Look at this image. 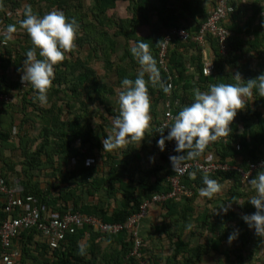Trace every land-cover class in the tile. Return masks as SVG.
Instances as JSON below:
<instances>
[{
  "label": "trees",
  "instance_id": "trees-1",
  "mask_svg": "<svg viewBox=\"0 0 264 264\" xmlns=\"http://www.w3.org/2000/svg\"><path fill=\"white\" fill-rule=\"evenodd\" d=\"M124 3L126 17L119 15L118 11V6ZM207 4H212V7L206 9ZM216 4L217 0H0V34L9 24H15L17 29L9 34L11 39L2 37L7 45L1 52L0 92L8 94L10 101L0 102V161L4 165L0 177L11 187L8 172L17 174L25 187L23 196L38 198L44 217H62L72 205L74 211L96 216L106 223H127L146 200L171 190L169 179L175 173L163 151L160 165L148 169L142 166L126 168L125 176H121L118 161L131 166L135 162L136 148L124 150L121 157L119 149L104 151L102 140L112 133L103 129V121L97 126L102 134L100 137L92 116L100 115L102 109L114 117L119 114V102L115 97L122 90L121 81L125 78L134 80L140 69L130 53V47L137 41L149 45L159 69V81L148 85L150 114L156 118L152 122L154 132L162 128L168 100L176 116L184 106L192 103L193 89L206 91L211 84L234 83L232 77L236 73L244 81L264 74V19L261 9L255 7L251 18L243 25L239 22L240 11L236 7L226 21L225 27L234 34L229 41L227 56L219 53L214 37L208 38L214 64L211 77L204 76L202 49L191 40H174L167 55L170 73L166 74L161 69L158 57L161 45L158 43L164 40L166 33L170 29L184 27L192 35L196 34ZM28 10L38 16L59 11L79 25L74 47L65 53L63 61L54 66L55 78L43 104L36 99V92L30 85L21 83L26 51L33 48L30 37L20 27ZM184 22L191 24L184 26ZM38 52L37 49V57ZM258 61L259 66L255 67L253 62ZM188 65L198 77L196 82L193 81L196 76ZM170 78L173 88L165 94L162 86H167ZM145 79L147 81V75ZM11 93L15 95L11 96ZM95 104L98 109L92 107ZM18 116L22 117L20 123L16 122ZM37 128L39 133L35 135ZM230 129L228 136L210 143L205 149L201 156L207 162L219 161L246 169L249 161L264 159V97L254 92L246 98ZM167 132L164 130L163 135ZM210 152L215 158L207 156ZM72 160L77 162L75 169H70ZM92 160L101 161L102 168L108 169V175L100 174L96 165L86 163ZM136 175L140 177L135 181ZM204 175L211 179L233 178L238 191L242 188L237 171L211 174L192 171L182 178V185L193 192L192 197H183L187 202L194 198L197 186L204 187ZM39 177L47 180L43 189L37 181ZM103 190L106 199L100 200L99 193ZM89 198L98 200L90 202ZM179 200L171 199L163 205L172 220L179 216ZM8 217L4 200L0 199V224ZM169 236L178 239L173 254L175 259L180 250L186 251L188 246L179 244L181 241L177 234L169 233ZM219 240L221 242L222 238ZM105 242L121 247L101 253L100 244ZM17 244L22 253L21 264H138L129 257L135 245L129 231L111 235L85 227L68 234L60 247L52 250L33 230L22 232ZM144 246L143 241L142 253L146 259ZM34 249L35 255L32 253ZM207 251L205 248H190L189 264H195V260ZM2 253L0 243V258Z\"/></svg>",
  "mask_w": 264,
  "mask_h": 264
},
{
  "label": "clouds",
  "instance_id": "clouds-1",
  "mask_svg": "<svg viewBox=\"0 0 264 264\" xmlns=\"http://www.w3.org/2000/svg\"><path fill=\"white\" fill-rule=\"evenodd\" d=\"M20 27L26 31L33 45L25 54L21 83L30 85L36 92V99L43 104L47 101V92L55 78L54 66L63 61L65 53L74 47L79 25L59 11L38 16L28 10ZM16 30L15 24H9L5 29L8 34ZM11 38V35L6 37ZM130 53L137 60L140 69L134 80L125 78L121 81L122 90L118 93L119 114L112 118L113 134L102 140L104 151L117 150L134 142L141 144L146 133H150L152 129L148 85L160 79L157 61L144 41L135 42L130 47ZM232 79L234 83L211 84L206 91L193 89L192 103L184 106L174 117L171 126L166 127L167 135H163L165 129H157L161 134L156 141L160 151H164L166 142L175 141L174 150L177 155L169 156L174 172L181 170L186 160L201 156L210 143L229 135L230 125L246 98L251 97L254 92L264 97V74L244 81L236 73ZM162 88L165 94L171 91V85ZM149 161L154 163L155 158L150 157ZM202 182L204 187L199 190L201 197L212 199L222 191V185L207 175L203 176ZM249 186L253 195L249 197L248 203L256 211L243 215L241 219L250 229H254L257 236L264 238V170L249 181ZM230 210L231 204L219 208V212L225 215ZM237 237L238 230L230 233L228 243L231 244Z\"/></svg>",
  "mask_w": 264,
  "mask_h": 264
},
{
  "label": "crops",
  "instance_id": "crops-1",
  "mask_svg": "<svg viewBox=\"0 0 264 264\" xmlns=\"http://www.w3.org/2000/svg\"><path fill=\"white\" fill-rule=\"evenodd\" d=\"M234 3L238 13L239 22L243 25L252 16V8L261 9V17L264 19V0H230ZM258 5V6H257ZM206 9L212 7V4H207ZM237 17V16H236ZM237 19V18H236ZM235 19V20H236ZM191 24L190 22H184L183 25ZM259 25V22H256ZM207 57L212 60V53L208 47ZM203 59H205L204 53ZM188 69L192 72V66L188 65ZM193 73V72H192ZM194 74V73H193ZM196 76V74H194ZM196 78L193 81H197ZM15 94L11 93V96ZM16 100H14L15 102ZM98 105L95 104L94 109H98ZM101 110V109H100ZM103 111V112H102ZM101 114H96L93 117V125L97 129L98 125L104 121L105 126L103 129L108 133L114 132L112 126L113 115L105 113L102 109ZM160 115V114H159ZM152 116V122L156 121L155 116ZM21 116L17 117V123H20ZM100 129V128H99ZM97 129V130H99ZM101 137V131H98ZM159 132H154V128L151 129L150 133H146V137L141 144L139 142L131 143V146L125 145L119 149V157L129 147H135V162L131 166H127L123 161L119 160V174L125 176L126 168L135 169L143 168L148 169L149 167L160 165L162 162L160 149L156 145V141L160 138ZM98 155V151H95ZM9 156L10 153L6 152ZM211 159L215 158L214 153H207ZM154 157L155 162L150 163L149 158ZM92 158V157H91ZM15 161L18 157L15 155ZM73 164L70 163V169H75L77 166L76 160H72ZM88 162L92 166L100 169V174L107 176L108 169H103L101 161ZM3 162L0 161V171L3 170ZM13 174V175H12ZM8 172L10 181L13 183L15 179H18V175L14 172ZM43 177V176H42ZM37 178L41 188L45 187L47 180L43 178ZM101 177V175H100ZM136 175L135 181L138 179ZM254 177V176H253ZM256 177V176H255ZM254 177V178H255ZM253 178V179H254ZM222 185V191L214 196L212 199L201 197L199 194L200 188L196 187V193L194 198L189 203L186 198L179 200V216L173 220L168 216V211L164 209L163 205H153L150 208L147 218L142 222L140 227V235L142 241H144V247L146 249V259L153 264H189L190 255L188 250L190 248H205L208 249L206 253L200 255L195 260V264H264V238L257 236L254 229H250L244 221L241 219L243 215H250L256 211L254 206L248 203V199L253 192L250 191L249 182L243 183L241 180L242 188L238 191L236 183L233 178H219L215 179ZM23 183V182H22ZM42 188V189H43ZM100 200L106 199V192L100 191ZM120 197V194H119ZM98 198H89L90 202L97 201ZM3 200V199H1ZM231 204V210L225 215L219 212V208L224 205ZM70 207H73L72 205ZM218 209V210H217ZM218 211V214H216ZM163 229V230H161ZM238 230V237L231 244L228 243V236L230 233ZM170 234H177L180 238V243L187 245L186 251L180 250L179 256L173 258V254L176 251V245L178 242L177 237L171 238ZM224 233L227 234L224 237ZM220 238H222L220 242ZM121 246L115 243H103L100 244L101 253H107V251H113L120 249ZM113 249V250H112ZM181 249V248H180ZM34 255L37 252H32ZM100 259V258H99ZM104 264V263H102Z\"/></svg>",
  "mask_w": 264,
  "mask_h": 264
},
{
  "label": "built area",
  "instance_id": "built-area-1",
  "mask_svg": "<svg viewBox=\"0 0 264 264\" xmlns=\"http://www.w3.org/2000/svg\"><path fill=\"white\" fill-rule=\"evenodd\" d=\"M235 12V7L230 0H217L216 7L209 13L205 23L200 27L199 31L192 35L184 27L170 29L161 44L158 54L159 65L166 74H169L167 66V55L169 46L174 40L188 41L201 47L204 53L203 74L206 77H211L214 74L213 61L207 57L208 38L214 37L217 42L219 53L222 56H227L229 51V41L234 34L225 27L226 21ZM9 34L4 31L0 34V66L2 64L1 52L2 48L7 45L6 40L2 37H7ZM27 85V84H24ZM168 85H172V78ZM10 96L0 92V102H9ZM165 121L162 128L167 130L174 121V114L171 111L169 100L165 104ZM175 141L166 142L163 151L168 164L169 156L177 155L175 152ZM92 165V164H91ZM173 170V168H172ZM264 170V159L258 162L249 161L246 169L237 166H231L219 161L207 162L204 156L191 159L184 162L181 170L174 172L173 178H170L171 190L166 193L157 194L151 200H146L140 207L137 214L132 215L127 223H106L96 216L86 215L74 211L73 207H69L66 213L62 216L44 217L42 209L39 206V200L35 196H23L25 192L24 184L20 178L15 179L10 187L6 180L0 177V199L4 200L5 212L10 215L2 224H0V243L3 251L0 258V264H21V249L18 246V241L22 232L36 230L42 237L43 241L55 250L60 247L68 234H74L79 229L90 227L97 232L116 235L124 231H129L134 240L135 245L129 257L134 258L138 264H150L145 259L142 253L143 241L140 235V227L142 222L147 218L150 208L153 205H164L171 199H181L183 197H192L193 192L182 185V178L192 171H200L205 174L223 171H237L240 174L243 183L251 180L255 173ZM16 216H12V215Z\"/></svg>",
  "mask_w": 264,
  "mask_h": 264
},
{
  "label": "rangeland",
  "instance_id": "rangeland-1",
  "mask_svg": "<svg viewBox=\"0 0 264 264\" xmlns=\"http://www.w3.org/2000/svg\"><path fill=\"white\" fill-rule=\"evenodd\" d=\"M118 11H119V15H121L122 17H126L127 16V11H126V3L124 4H120V6H118ZM253 64L255 65V67H258L260 62H253ZM118 100V96L115 97V101ZM93 108H95V105L92 106ZM40 128V127H39ZM39 128H37V130L35 131V135H38L39 133Z\"/></svg>",
  "mask_w": 264,
  "mask_h": 264
}]
</instances>
